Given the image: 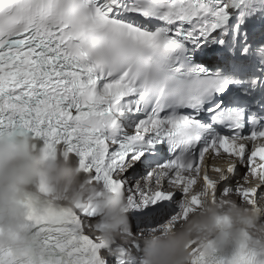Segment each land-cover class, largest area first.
Returning a JSON list of instances; mask_svg holds the SVG:
<instances>
[{
  "label": "snow or ice",
  "instance_id": "obj_1",
  "mask_svg": "<svg viewBox=\"0 0 264 264\" xmlns=\"http://www.w3.org/2000/svg\"><path fill=\"white\" fill-rule=\"evenodd\" d=\"M17 127L122 191L132 237L187 219L209 199L256 205L264 0H0V135ZM25 208L38 260L0 246V264H141L134 240L90 237L94 208L32 196ZM230 251L193 264H264V245L244 233Z\"/></svg>",
  "mask_w": 264,
  "mask_h": 264
},
{
  "label": "clouds",
  "instance_id": "obj_2",
  "mask_svg": "<svg viewBox=\"0 0 264 264\" xmlns=\"http://www.w3.org/2000/svg\"><path fill=\"white\" fill-rule=\"evenodd\" d=\"M226 167V165H220ZM211 179L218 180L215 173ZM258 185L249 182L253 189ZM180 190L178 186H170ZM202 186L190 188L185 198L189 206ZM50 198L65 207L81 204L94 208L98 214L94 237L100 243L127 244L134 240L141 245V264H193L197 256H210L214 249L230 256L233 243L240 233L250 242L264 245V199L256 205L237 204L233 196L209 199L187 219L177 217L147 233L130 235L125 194L117 189L108 191L88 176L67 151L47 145L24 128H14L0 135V246L16 255L39 257L25 231V201ZM44 215L50 207H41ZM219 244V248L215 246ZM232 264H240L236 259Z\"/></svg>",
  "mask_w": 264,
  "mask_h": 264
},
{
  "label": "rangeland",
  "instance_id": "obj_3",
  "mask_svg": "<svg viewBox=\"0 0 264 264\" xmlns=\"http://www.w3.org/2000/svg\"><path fill=\"white\" fill-rule=\"evenodd\" d=\"M89 223H90V226H91V225H94L95 221L92 220ZM89 235H90V237L94 238L93 232H89Z\"/></svg>",
  "mask_w": 264,
  "mask_h": 264
},
{
  "label": "bare ground",
  "instance_id": "obj_4",
  "mask_svg": "<svg viewBox=\"0 0 264 264\" xmlns=\"http://www.w3.org/2000/svg\"><path fill=\"white\" fill-rule=\"evenodd\" d=\"M233 198H234V196H233ZM105 255H106V253H105Z\"/></svg>",
  "mask_w": 264,
  "mask_h": 264
}]
</instances>
